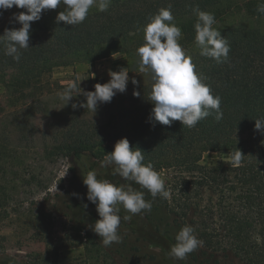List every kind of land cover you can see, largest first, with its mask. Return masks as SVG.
I'll use <instances>...</instances> for the list:
<instances>
[{
	"label": "trees",
	"instance_id": "16d2710c",
	"mask_svg": "<svg viewBox=\"0 0 264 264\" xmlns=\"http://www.w3.org/2000/svg\"><path fill=\"white\" fill-rule=\"evenodd\" d=\"M260 2L242 3L243 11L257 22L264 21V14L257 11ZM169 5L185 50L195 43L193 9L213 13L214 28L229 13L222 0H111L107 11L93 6L85 21L76 26L57 23L58 13L49 14L30 31V48L21 50L18 62L5 55L0 45V83L9 78L17 97H35L53 88L56 67L115 53L137 54L144 43L145 25ZM130 24L136 29L134 34ZM221 35L230 45L228 60L216 63L199 52L194 63L196 72L206 77L212 95L221 98L223 119L219 122L214 112L193 128L180 121L170 126L150 122L152 87L141 86L121 115L108 121L101 139H95L96 131L78 130L66 145L75 159H81L101 145L110 153L116 142L127 138L131 148L143 152L145 164L151 163L159 174L167 173V199L159 195L153 199L139 185L134 189L144 191L154 209L164 208L172 214L174 227L191 225L203 241L187 259L172 258L177 264H264V133L255 130V120L264 118V29L230 26ZM237 149L245 155L238 166L231 159ZM207 151H226L229 159L203 163ZM8 196L0 185V206ZM139 218L141 222L133 228L141 227L144 237H151L168 254L176 235L163 232L158 225L150 226L149 213Z\"/></svg>",
	"mask_w": 264,
	"mask_h": 264
},
{
	"label": "rangeland",
	"instance_id": "374dc122",
	"mask_svg": "<svg viewBox=\"0 0 264 264\" xmlns=\"http://www.w3.org/2000/svg\"><path fill=\"white\" fill-rule=\"evenodd\" d=\"M222 3L229 13L215 27L220 32L230 26L258 25L264 29L263 20L257 22L243 11V0ZM23 11L26 10L15 6L3 11L0 35L6 28L21 27L10 21L14 13ZM60 11L63 7L43 11L39 21ZM37 23H31L30 31ZM129 31H136L132 24ZM185 51L197 63L200 49L196 43ZM138 60L137 54L115 53L56 67L52 72L53 88L35 97H17L9 78L0 83V185L9 193L4 206H0V264H177L151 237H144L141 227L134 229L144 212L129 221L121 219L118 231L122 243L103 246L92 230L99 216L96 205L87 199L83 177L95 171L98 179L117 186L131 183L134 188L138 184L113 175L111 166L101 167L105 145L93 148L81 159H75L66 148L78 130L89 134L96 131L99 135L95 139H101L108 121L121 115L134 92L141 86L152 87L150 73L140 72ZM122 68L129 76L126 91L117 93L111 102L99 104L95 113L87 107L72 108V103H86L82 93L66 106L59 99L58 92L77 78L83 91H95L96 84L109 82L110 71ZM133 78L137 85L132 84ZM220 157L229 159V154L207 151L203 163L213 164ZM159 175L166 183L167 173ZM153 204L151 211H146L151 216L150 226L158 225L163 232L175 236L180 229L174 227L173 215L164 208L154 209ZM128 214L121 208L122 218Z\"/></svg>",
	"mask_w": 264,
	"mask_h": 264
},
{
	"label": "clouds",
	"instance_id": "9594fccd",
	"mask_svg": "<svg viewBox=\"0 0 264 264\" xmlns=\"http://www.w3.org/2000/svg\"><path fill=\"white\" fill-rule=\"evenodd\" d=\"M110 4L111 0H0V15L13 6L26 10L13 14L10 22L19 23L21 27L6 28L3 35H0V45L4 47L5 55L18 62L21 50L30 48L31 23L39 21L43 11L63 7V11L56 16V22L76 26L85 21L93 6L104 12ZM193 11L197 17L194 24L195 43L200 49V55L211 58L216 63L226 62L230 45L220 30L213 27L216 24L214 14L199 8ZM257 11L264 14V0H261ZM174 19L171 5L159 9L145 25L144 43L137 48L139 70L149 72L153 81L149 99L154 107L149 120L165 126L180 121L183 126L193 128L214 112V118L219 122L223 119L221 98L212 95L210 86L204 82L206 77L196 72L191 56L179 43L182 31L174 23ZM109 75V82L96 84L95 91H83L81 81L77 83V78L58 92L59 99L66 106L73 97L82 93L86 103H72V108L87 107L95 113L99 104L111 102L117 93L126 91L129 82L126 68L118 72L110 71ZM131 82L133 85L138 83L134 78ZM134 95L138 96L139 93L134 92ZM255 130L264 133V118L255 120ZM244 156L237 149L231 156L232 163L238 166ZM144 159L141 150L131 148L128 139L122 138L116 142L114 150L104 156L101 167L111 166L113 175L138 184L153 199L158 195L167 199L170 192L165 188L164 180L151 163H144ZM83 183L87 186V199L96 205L99 216L92 230L106 248L114 243H122V236L118 231L121 219L129 221L132 216L152 209V202L144 198L145 192L134 189L131 183L117 186L107 179H98L95 171H89L83 177ZM121 208L129 213L123 218L119 215ZM175 241L168 252L169 257L175 260H185L190 253L203 246V241L197 238L191 225L182 227L176 234Z\"/></svg>",
	"mask_w": 264,
	"mask_h": 264
}]
</instances>
